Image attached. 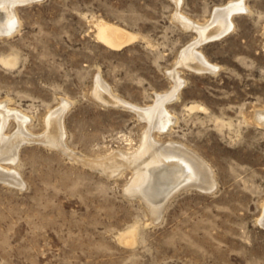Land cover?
Instances as JSON below:
<instances>
[{
    "label": "rangeland",
    "instance_id": "1",
    "mask_svg": "<svg viewBox=\"0 0 264 264\" xmlns=\"http://www.w3.org/2000/svg\"><path fill=\"white\" fill-rule=\"evenodd\" d=\"M241 1L228 32L196 44L213 71L184 64L200 38L188 25H211L216 8ZM0 6V22L9 10L19 21L0 34V103L28 116L0 112V145L20 129L33 139L2 162L19 182L0 181V264H264V0ZM103 23L135 39L111 48L98 37ZM177 84L164 106L175 124L152 135L198 157L214 187L178 190L154 218L127 190L132 167L106 174L102 162L140 148L149 121L134 107ZM58 124L64 144L49 145Z\"/></svg>",
    "mask_w": 264,
    "mask_h": 264
},
{
    "label": "bare ground",
    "instance_id": "2",
    "mask_svg": "<svg viewBox=\"0 0 264 264\" xmlns=\"http://www.w3.org/2000/svg\"><path fill=\"white\" fill-rule=\"evenodd\" d=\"M27 1L30 2L33 0H0V5L5 7L6 5H11V8H13L15 4L19 2L26 3ZM244 6L245 5L242 3V1L237 3L229 2V4L226 6L216 8L212 19L208 22L211 23V25H201L192 22L191 25L187 24L188 26L193 27L200 32V38L184 50L181 58L182 60L184 59L183 63L197 70L214 69L210 62L206 61V59L202 57L200 53L197 52V50H195L196 44L198 42H203L206 39L220 37L226 33L227 30L234 26L231 24V15H233V13L237 10H243ZM6 13L7 15L5 17V21L0 22V34L10 36L15 31H17V28H19V21L14 15L13 11L9 10L6 11ZM185 22L187 23V20H185L184 23ZM130 32L125 31L118 26L103 23L99 26L98 37L111 48L119 49L122 46L128 44L131 40L135 39V35ZM172 74L176 81L178 78L177 74ZM179 88L180 87L177 84L172 92H165V94L159 95L157 101L153 105L144 108L135 106L134 109L137 110L138 114L147 118L149 121V130L144 136L140 148L132 154L119 153L116 157L109 158L102 162L103 169H101L104 172H106L105 170H112L113 168L120 167V165H128L132 167L134 170V175L127 190L133 195L140 197L144 201V203L151 210L154 218H159L168 201H170V198L174 196V193L178 190L190 187H198L203 190H209L214 187L211 180H209L210 173L208 174V169L198 157L179 144H164L157 142L152 135V131L154 129L163 132L167 130L169 131L171 125L174 123V118L169 114V111L167 112L164 106L166 101L176 97ZM111 96L112 95H110V97ZM110 97H108L109 100H111ZM123 103L127 104L126 101ZM4 104L0 103V112L2 115H4V117L13 114L19 118L22 123L27 120L26 117L28 116H24L19 112L10 113ZM52 115L55 116L54 114ZM53 116L51 117L54 118ZM256 120L259 124H264V111H257ZM58 126L59 128L56 131L54 129V131L52 130L50 133L45 135L43 138L44 142L49 145L61 146L63 142L61 139L62 132L60 129V124H58ZM25 133L26 132L23 129H20V131L12 137L2 136L0 145V181H9L8 183L11 184H17V182H19L18 173L13 170H9L7 167H4L2 162L11 161L14 163L17 158L20 146L25 141H31L32 139L28 133ZM81 157L83 156L81 155ZM113 171L115 170L113 169ZM258 223L264 227V206L263 212L258 219ZM123 234L125 233L123 232ZM126 234L128 233L126 232Z\"/></svg>",
    "mask_w": 264,
    "mask_h": 264
}]
</instances>
